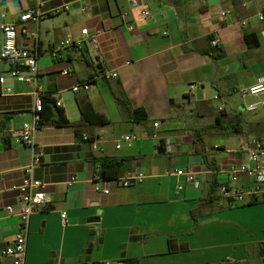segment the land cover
<instances>
[{
    "label": "crops",
    "instance_id": "obj_1",
    "mask_svg": "<svg viewBox=\"0 0 264 264\" xmlns=\"http://www.w3.org/2000/svg\"><path fill=\"white\" fill-rule=\"evenodd\" d=\"M139 2L135 7L130 0L41 1L45 11L64 4L69 10L27 24L37 42L29 33L19 36L21 46L37 50L44 92L63 103L50 105L52 117L37 131L34 148L4 132L32 122L34 86L10 77L8 65L0 62V77L7 78L0 86V249L19 230V216L6 211L9 205L20 208L12 186L28 176L25 168L38 158L32 176L47 183L52 201L31 217L26 264L120 259L126 264H264V243H233L226 239L232 229L212 214L246 208L257 225H264V201L234 207L219 203V188L229 180L226 168L236 163L225 150L252 137L264 141V106L247 110L250 104L264 103V93H241L264 74V22L257 19L264 0ZM31 6L29 0H0V24L19 21ZM143 8L150 11L149 17L141 15ZM83 28L97 35V47L87 40L68 49L62 60H54L51 50L58 41L68 34L79 38ZM245 34L256 35L259 44L250 48ZM214 38L220 40L216 48L210 44ZM2 43L0 30V48ZM63 69L71 75H63ZM107 70L118 76L107 78ZM82 82H89L88 91H71ZM3 87L12 88V93L4 95ZM88 106L108 123L87 122L82 109ZM212 106L231 107H219L215 113ZM59 108L71 126L53 123ZM135 110L144 112L137 116ZM232 125L240 133L221 129ZM195 130L215 158L217 171L195 151ZM85 133L99 141L104 152L82 141ZM123 134H136L139 140L117 148ZM235 134L236 146L210 141ZM167 141L170 153L165 151ZM103 158L130 159L120 177L142 172L144 180L129 187L104 180L99 161ZM190 167L201 172V186L185 184L179 190L183 178L175 171ZM71 177L76 181L69 186ZM243 232L248 234L247 229Z\"/></svg>",
    "mask_w": 264,
    "mask_h": 264
},
{
    "label": "built area",
    "instance_id": "obj_2",
    "mask_svg": "<svg viewBox=\"0 0 264 264\" xmlns=\"http://www.w3.org/2000/svg\"><path fill=\"white\" fill-rule=\"evenodd\" d=\"M20 2L21 0H12ZM32 6L23 11L20 15L19 21L8 22L4 21L0 24V30L3 34V43L0 48V62L8 65V75L18 82L30 84L34 86V115L32 122H25L21 128L5 129L6 136L14 139L17 143H22L28 147L34 148L36 146V133L43 127L40 125L43 111V87L39 84L38 71V55L34 48L23 47L19 43V36L21 34H28L34 41L37 40V34L28 31L27 24L30 22H39L45 16H55L59 13L69 10L67 4L58 6L51 10L45 11L43 9L42 0H29ZM132 6H139V0H130ZM143 17H149L150 11L143 8L141 11ZM223 16L226 12L222 13ZM1 18H5V14H1ZM257 19L264 22V5L257 13ZM130 30H134L131 25ZM79 38H74L71 34L66 35L58 41V43L51 50V55L54 60H62L65 57V52L71 47H80L87 40L92 42L97 47V35H92L88 28H83L80 32ZM262 40L264 41V30L261 32ZM37 42V41H36ZM36 44V43H35ZM212 47H218L220 40L214 38L210 42ZM62 74L69 76L71 71L63 69ZM104 75L107 78H116L117 72L107 70ZM6 76L0 77V86L6 85ZM90 89L89 82H82L75 84L71 91L79 93L80 91H88ZM2 93L9 95L12 93V88L3 87ZM243 95L258 96L264 93V74L259 78L258 83L241 91ZM57 106L62 107L61 100H57ZM264 106L263 102L250 104L247 110L254 112L260 107ZM155 127L158 123L154 124ZM82 141L88 142L93 150L97 152H104L103 147L100 146L99 141L92 138L89 134H82ZM139 140L136 134H123L118 140L116 147L121 148L123 143H133ZM220 146H216L219 148ZM165 151L170 153L171 146L169 141L166 143ZM227 156L233 155L236 163H233L226 172L229 180L219 188V203H225L230 206H242L253 204L259 201H264V141L258 137H252L248 140L242 141L235 148L226 149ZM40 161L35 158L33 162L25 168L28 176L22 179L20 184L12 186V190L18 192L20 199V208L16 210L12 205L6 207L9 215L19 216V230L14 235L13 241L6 247L0 249V264H26L27 258V244L30 233V223L32 215L51 203V198L47 191V183L36 179L32 176L34 166ZM175 175L182 177L183 181L178 184V189L182 190L185 184H190L198 189L201 186V172L194 170L192 167L179 169L175 171ZM245 177V180H243ZM145 178L144 173L129 172L121 176L116 181L123 187H129L141 183ZM76 178L71 177L67 182L69 186L75 183ZM97 190H100L97 188ZM105 194L109 193V189H104ZM64 224L67 223L66 214H62ZM101 264H126L125 260L105 261Z\"/></svg>",
    "mask_w": 264,
    "mask_h": 264
},
{
    "label": "trees",
    "instance_id": "obj_3",
    "mask_svg": "<svg viewBox=\"0 0 264 264\" xmlns=\"http://www.w3.org/2000/svg\"><path fill=\"white\" fill-rule=\"evenodd\" d=\"M245 40L247 42V45L251 47H255L259 44V40L256 35L254 34H245ZM210 53V52H209ZM216 58H221V54H215ZM43 111L40 113L41 116V123L40 125L44 127L45 122L50 121L52 114L50 111V105L57 106V100L55 98H52L49 93H45L43 96ZM47 111H49V114H47ZM144 111L143 110H135L134 114L135 115H140ZM82 115L87 120V122L92 123V124H100L104 125L108 123V120L105 116L99 115L93 111V109L88 106L82 109ZM145 118V115H144ZM53 123L56 126L59 127H69L71 126V122L66 118L64 114V110L59 108L57 111L56 119L53 121ZM222 131H230L234 133H240V130L237 129L235 126H229L226 128H221ZM164 145V144H163ZM194 145H195V151L201 152L202 158L204 163L207 165V167L213 171H217L218 167L215 164L216 160L214 157H212L208 151L206 150V144L199 132L195 130L194 134ZM163 149V147H162ZM101 163V169H100V176L106 180V181H111V180H117L120 175H121V170L123 168V165L128 163L130 159H122L118 160L115 158H103L99 160ZM210 199V202L214 201V197L212 196ZM251 205V204H249Z\"/></svg>",
    "mask_w": 264,
    "mask_h": 264
},
{
    "label": "rangeland",
    "instance_id": "obj_4",
    "mask_svg": "<svg viewBox=\"0 0 264 264\" xmlns=\"http://www.w3.org/2000/svg\"><path fill=\"white\" fill-rule=\"evenodd\" d=\"M73 94V93H72ZM213 111L218 113L219 107H225L227 111L230 110L231 106H212ZM242 106H239V108ZM196 120V118H194ZM205 121H209L208 119ZM211 143L215 144L221 143L226 144L228 146H236L239 142L238 135H233L232 138L228 139L224 136H217L211 138ZM213 216L222 219V221H226V227H230L232 229V236H226V239L232 241L233 243L241 242H251L256 245H261L264 243V225L258 224L254 222V215H250L246 211V208H234L232 210H220L213 211ZM225 226V225H224ZM244 229L248 230V234L245 235L243 232Z\"/></svg>",
    "mask_w": 264,
    "mask_h": 264
},
{
    "label": "water",
    "instance_id": "obj_5",
    "mask_svg": "<svg viewBox=\"0 0 264 264\" xmlns=\"http://www.w3.org/2000/svg\"><path fill=\"white\" fill-rule=\"evenodd\" d=\"M94 219V218H93Z\"/></svg>",
    "mask_w": 264,
    "mask_h": 264
}]
</instances>
